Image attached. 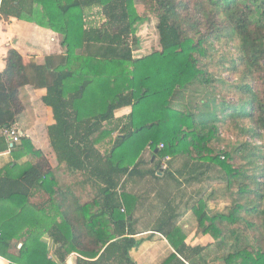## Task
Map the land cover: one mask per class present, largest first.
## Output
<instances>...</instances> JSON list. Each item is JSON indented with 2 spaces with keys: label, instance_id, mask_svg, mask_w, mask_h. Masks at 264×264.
Segmentation results:
<instances>
[{
  "label": "trees",
  "instance_id": "obj_1",
  "mask_svg": "<svg viewBox=\"0 0 264 264\" xmlns=\"http://www.w3.org/2000/svg\"><path fill=\"white\" fill-rule=\"evenodd\" d=\"M146 1L157 19L160 49L134 58L139 45L134 35L146 18L137 14L133 0H0V19L53 32L64 49L41 65H25L21 54L8 48L0 73V129L18 123L24 134L25 87L44 89L41 100L54 120L47 135L57 165L80 174L93 193L83 205L72 198L65 210L64 200L73 191L60 187L45 155L25 136L9 147L13 156L28 153L35 162L24 164L16 177H0L13 184L7 197L43 193L55 201L57 212L54 220H29L34 228L21 237L10 226L2 230L0 256L11 264H64L72 253L78 255L74 264H135L131 252L145 241L136 238L133 219L134 190L142 181L151 183L148 196L164 206L152 231L162 234L174 253L162 264L204 260L207 245H188L178 217L167 210L179 191L184 195L195 188L189 196L198 198L192 201L197 232L219 245L232 239L236 251L226 259L231 264H264V0ZM96 7L103 21L87 26L85 10ZM223 40L236 42L238 53L227 71L243 67L235 84L214 78L202 64ZM92 86L102 98H112L88 116L81 106ZM224 90L236 94L234 101ZM124 108L130 113L117 118L116 111ZM228 124L250 141L219 149L215 143ZM148 142L150 158L144 161L140 153ZM2 144L0 152L8 149ZM163 157H171L167 170H160ZM176 159L180 165L172 169ZM212 171L230 200L224 211L210 207L219 200L210 188ZM45 233L55 244L54 260L41 240Z\"/></svg>",
  "mask_w": 264,
  "mask_h": 264
},
{
  "label": "crops",
  "instance_id": "obj_2",
  "mask_svg": "<svg viewBox=\"0 0 264 264\" xmlns=\"http://www.w3.org/2000/svg\"><path fill=\"white\" fill-rule=\"evenodd\" d=\"M16 21L21 25V30L14 32L17 37L15 39V43H11V37L13 33L9 32L8 30L7 24L9 22L8 20L0 19V73L5 68L4 58L8 48L17 50L23 57L25 65L31 63L29 62L30 58L35 59L33 61L34 64L41 65L44 58L41 59V57H34V55L38 56V53L40 51L38 47L39 40L36 38L40 33H42V35H40L45 40V46L53 43L56 49H58L55 50L54 54L56 56L63 54V50L60 47L59 35L46 29L40 28L34 24H28L18 20ZM52 55L48 54V56ZM25 94L29 101V109L28 112H26L25 116L28 121H25V118L22 120L24 122H28V125H24L26 126V129L24 130V134L22 132V135L29 139L31 145L35 150L41 151L43 155L47 157L50 166L55 171V175L58 170H62L63 172L70 174L65 167L57 165L55 155L50 147L49 138L47 135V127L52 125L54 123V120L51 114V110L46 107L41 100L42 96L45 95V90L34 89L30 86H26ZM126 109L128 111V108L119 110L123 111L119 115H124V111H126ZM16 124L18 125V123ZM20 125H18L19 128ZM2 143L6 144L8 149L2 150L0 152V177H3L7 174L11 177H16L17 170L23 169L21 167L24 164L28 162L30 164H33L35 162V160L28 153L23 156H13V154L9 150L10 146L8 144V140L3 136L2 129H0V146L3 145ZM57 166L59 168H56ZM12 187L13 184L9 182H0V188L3 190L1 193L3 198H0V234L3 229H7L9 228L8 226H10V228L12 229L15 228L17 237H21L34 228L33 225L31 226L29 224V220H32L34 218H37V220L47 219V221L50 218L52 220L55 219V215L57 214V212L56 203L54 200L48 201L49 199L47 198V196L39 192H36L30 197L13 195L12 197L8 196V198L7 195L10 194V189H12ZM135 187L136 188L134 190V195L137 199L133 219L135 228L137 229V234L139 233L138 235H136V238H144L145 241L139 248L131 252V258L133 259L135 264H162V262L169 255L174 253V250L163 237V235L152 231L156 226L155 222L157 220H162L161 218L163 216L161 217V215L164 214V206H162V204L158 203L156 200H153L152 197H150L152 194L148 196L147 190L148 188L152 187L151 183L142 181ZM67 188L72 189L73 194L69 193L68 198L64 200L63 207L65 210L70 205V200H72V198H83V195L89 190L88 188H90V185L79 181L78 184H76V187L69 184L64 186V190ZM75 189H77V192L74 191ZM46 201H48V204L45 203ZM186 201L187 200L182 199L180 200V203H172L171 207H173V210L169 207L167 210L170 211V216H173L175 214L174 217H178L177 226H179L186 234V243L192 247L201 246L200 240L208 236L197 232L196 223L193 219L194 217L192 216L193 213L189 210V207L191 205L190 201ZM84 203H86L85 200L80 204L83 205ZM175 206H178V209L176 208V210H174ZM170 209L174 213L171 212ZM170 216L168 217L172 218ZM141 221L142 223H145V227L143 228L140 226ZM138 229L140 231H138ZM38 231H40V228ZM199 236H201V239L199 238ZM41 240L48 248V258L54 260L53 252L55 250V244L52 238H50L49 235L45 233L42 235ZM72 254L66 258L64 264H74V255H78L76 253ZM203 259L205 258L203 257ZM202 262H204V260L199 259L197 264H201ZM0 264L11 263L8 259L0 256Z\"/></svg>",
  "mask_w": 264,
  "mask_h": 264
},
{
  "label": "rangeland",
  "instance_id": "obj_3",
  "mask_svg": "<svg viewBox=\"0 0 264 264\" xmlns=\"http://www.w3.org/2000/svg\"><path fill=\"white\" fill-rule=\"evenodd\" d=\"M133 1H134V6H135L137 14L143 16V18H146L144 23L139 26L138 30L135 32V35H134L135 37L138 38L139 45L133 48L134 51L132 55L134 58H141V57L151 54L155 50L160 49L159 42H158V33L156 30L157 19L152 13L148 11L149 5L146 0H133ZM85 16H86L87 26H90V25L99 26L101 22L103 21L102 16L100 15L99 8L97 7L85 10ZM8 22H7L8 30L9 32L13 33L11 37L12 42L11 41L10 42L15 43V39L17 36L14 32L20 31L21 25L17 23L16 20H8ZM40 34L42 35V33ZM40 34L39 36L36 37L39 40L38 47L40 51L38 53V56L34 55V57H41V59H43L47 57L48 54L49 55L54 54L55 50H58V49H56L53 43L45 46L44 45L45 40ZM235 43L236 42L226 43V41L223 40L219 45L216 44L214 51L209 52V57L206 59H203L204 62L202 63L204 64V67L206 68V70L214 78L223 79L228 84H235L236 82H238L242 69H243V67L240 65L236 73L227 71L230 68H232L231 61L234 60V58L238 57V53L236 52V49L233 47V44ZM62 50L64 51V49ZM34 60L35 59L30 58L29 62L33 63ZM71 60L73 61V59ZM79 83L80 81H76V82L74 81L75 86L79 85ZM252 86H254V84H252ZM223 93H225L226 95L228 94V99L230 101H234V98L236 97V94H234V92L224 90ZM91 98H92V101H90ZM111 98H112V95L106 96L105 94H104V97L102 98V95H99L98 93L94 92V88L92 86L91 88H87L86 90L85 99H84V102L82 103L81 109L84 110L86 112L85 115H88V116L89 114L100 112L104 109L105 103L108 102ZM192 99H193L192 101H194L195 96L194 97L192 96ZM130 111H131V108H128V111L126 109V111H124L125 112L124 115L129 114ZM121 112L123 111H116L115 116H119L117 118L122 117L123 115H119L121 114ZM116 134H117V131L112 133L111 138L115 137ZM220 134H221L222 141L220 143L219 142L215 143L218 145L219 149H223L224 147H229L233 144H240L244 141H250L248 136H245V137L241 136L237 129H235L233 126L230 127V124L222 127L220 130ZM151 146L152 144L148 142L140 153L141 155L140 157H142L144 161H148L150 158L149 148ZM107 147H109V145H107ZM160 148H163L162 144L159 145V149ZM170 159L171 157H163L160 159V170H167L168 161ZM180 162H181V159H176L173 162L174 168L172 169L178 168V166L180 165ZM210 174L212 177V180H211L212 183H211L210 188L215 187L216 192L218 194L217 197L219 199L218 202H216V204L214 202H210V207L214 212L224 211L228 208L230 200L228 196L226 197V195H222V192L220 191L221 189L220 187H218L219 183L215 181L216 173L212 171ZM56 177L62 189L64 188L65 185H69V184L76 187V184H78V182L82 181L83 179V177L80 174H67L66 172H63L62 170L57 171ZM199 187L201 188L203 187V185H199ZM88 189L89 190L87 191V193L83 195V198L79 197L78 201L80 203L83 202L84 200L85 202L91 201L93 193L92 191H90V188ZM74 191L77 192V189H75ZM196 191H197V188L191 189L190 191L186 190L188 194H184V195L183 194L180 195L179 194L180 191H179L176 203H180V198H182L183 200L190 201L191 205L189 207V210L192 212V205H193L192 201L198 200V198L196 195L193 196V198H191L190 196L195 194ZM172 192H175L174 189H172ZM193 219L195 220V218ZM144 225L145 223H142L141 221L140 226L143 228L145 227ZM199 238L201 239V236H199ZM186 242H187V239H186ZM200 245L201 246L207 245V248L204 250V253L202 255L205 259H204V262H202L201 264H211V263L231 264L226 259H228V257L236 251L235 243L232 239H228L223 244L219 245V241L215 242L210 237H205L200 240ZM242 245H245L244 241H242ZM12 252L13 254L15 253L14 248L12 249Z\"/></svg>",
  "mask_w": 264,
  "mask_h": 264
},
{
  "label": "built area",
  "instance_id": "obj_4",
  "mask_svg": "<svg viewBox=\"0 0 264 264\" xmlns=\"http://www.w3.org/2000/svg\"><path fill=\"white\" fill-rule=\"evenodd\" d=\"M2 134L7 140L11 138L10 141L8 140L10 147L20 144L21 137L23 136L19 126L16 123L11 125L9 128H3Z\"/></svg>",
  "mask_w": 264,
  "mask_h": 264
},
{
  "label": "water",
  "instance_id": "obj_5",
  "mask_svg": "<svg viewBox=\"0 0 264 264\" xmlns=\"http://www.w3.org/2000/svg\"><path fill=\"white\" fill-rule=\"evenodd\" d=\"M133 51H134V49H133ZM9 141L11 140V138L10 139H8ZM155 153H157V150H155Z\"/></svg>",
  "mask_w": 264,
  "mask_h": 264
}]
</instances>
